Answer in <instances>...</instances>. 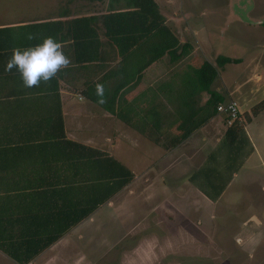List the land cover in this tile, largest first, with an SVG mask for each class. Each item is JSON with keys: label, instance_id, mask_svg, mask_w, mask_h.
Masks as SVG:
<instances>
[{"label": "crops", "instance_id": "obj_1", "mask_svg": "<svg viewBox=\"0 0 264 264\" xmlns=\"http://www.w3.org/2000/svg\"><path fill=\"white\" fill-rule=\"evenodd\" d=\"M105 9L98 1L85 0L59 5L46 17L0 22V264H57L61 260L52 255L59 252L62 258L63 247L72 238L119 213H126L131 220L127 232L144 231L147 235L155 229L154 235L159 236L156 228L182 227L181 220L174 223L169 217L168 222L157 214L168 200L161 193L162 186L167 187L171 203L193 191L194 196L201 195L206 213L187 215L185 220L193 221L192 235L203 232L202 245L208 251L221 250L223 264H264V154L250 130L245 133L247 147L242 139L243 126L264 113H252L264 95L254 101L242 88L230 91L244 105L234 130L226 115L215 113L208 103L211 92L198 88H141L142 80L136 87L122 90L120 95L128 94L125 105L106 98L103 104L94 101L84 86L100 78L107 68H116L120 60L104 33L101 15ZM93 14L99 16V27H93L94 36L98 31L99 47L93 61H87L76 52L67 21ZM51 19L60 20L56 39L71 65L49 83L25 88L15 68L5 71L6 62L13 46L35 44L39 33L33 28L35 22ZM28 34L35 39L28 40ZM102 42L104 56L99 54ZM82 61L84 74H78L73 66ZM112 85L114 80L109 81ZM172 89L180 101L168 95ZM211 89L220 92L224 101L230 99L224 88ZM172 122L175 130L168 129ZM184 122L188 125L181 129ZM177 137L183 141L172 147L170 142ZM226 138L236 142L237 155L225 149ZM242 149L236 167L235 162L226 168L213 166L215 159L221 162L239 157ZM102 153L133 173V179L119 191L106 175L125 172ZM198 175L203 185L197 183ZM233 192L238 200L225 198ZM240 202L245 207L241 212ZM95 205L98 207L88 217L68 230L70 222ZM231 210L236 213L230 215ZM56 235L62 237L35 253L47 238ZM212 258L218 261L217 255Z\"/></svg>", "mask_w": 264, "mask_h": 264}, {"label": "rangeland", "instance_id": "obj_2", "mask_svg": "<svg viewBox=\"0 0 264 264\" xmlns=\"http://www.w3.org/2000/svg\"><path fill=\"white\" fill-rule=\"evenodd\" d=\"M84 1L0 0V22L15 23L20 19H33L34 15L42 18L52 15L50 9L59 5L70 2L81 4ZM156 1L173 33L180 42H189L193 46V50L189 56L175 63H171L167 59L161 65L154 67L144 78L141 88H157L158 86L167 88L166 83L172 84L174 88H184L186 82L191 83L192 78L197 76L198 67L208 60L218 68L219 72L212 88H224L228 95L232 89L242 88L247 95H252L254 101L264 95V0H242L245 1L242 5L246 4V7L250 8V14L249 12H235L234 5H238L239 0ZM89 5L95 6L93 3ZM106 6L107 2L103 7ZM36 10L38 11L35 12ZM241 16H247V19H243ZM219 55L237 58L239 62L221 66L216 63ZM82 63L83 61L78 64L74 63L73 69L78 74H84ZM78 86L82 87V85ZM112 86L105 88V98L111 102L114 100L113 104L120 102V105H125L129 101L128 94L118 95ZM174 90L172 89L168 95L178 102L180 100L177 99ZM253 90L258 95L257 98L253 96ZM129 95L131 96V93ZM231 97L237 99L239 107L243 111L244 105L236 94L230 95ZM168 126L170 130L176 129L173 122ZM247 129L251 131L255 143L259 145L264 154V113L253 118L252 123H246L243 126L242 139L246 147L245 133ZM224 145L228 152L237 155V149L234 147L236 142L226 138ZM239 152V157L230 161L225 159L219 162V159H215L213 166L226 168L227 165L235 162L236 167L244 149ZM218 157L220 158V156ZM227 173H231L229 167H227ZM200 177L201 175H198L197 183L203 185ZM161 189H163L161 193L168 200H165V204H162L163 208H160L157 214L161 215L159 216L161 220L168 222H170L169 217L174 219V223L176 220H181L182 227L174 225L171 230L160 228V231L156 228L159 236L154 235L155 229H150L151 234L147 232V235L144 231L127 232L125 228H128L131 220L126 213H119L116 214V217L111 216L102 220L101 226L98 228L86 229L79 237L72 238L63 247L62 258L59 257V252H55L52 257L61 260L57 264H223L219 260V256L222 255L221 250L219 249L220 251L214 252V254L210 250L208 251L202 245L204 242L203 232H198V236L192 235L195 230L194 227H191L193 221L191 223L189 220H185L187 215L206 213V206L200 202L201 195L194 196L193 191L189 196L177 197L178 199L171 203L169 200L172 198L168 194L167 187L162 186ZM225 198L238 200L236 192L225 195ZM172 208L175 209L174 215L171 213ZM243 208H245L244 203L240 202L239 212ZM228 213L233 215L236 212L231 210ZM154 215L156 214L150 215V218ZM208 216H210V212H208ZM150 222H152L151 219ZM212 255H217L218 261H213Z\"/></svg>", "mask_w": 264, "mask_h": 264}, {"label": "trees", "instance_id": "obj_3", "mask_svg": "<svg viewBox=\"0 0 264 264\" xmlns=\"http://www.w3.org/2000/svg\"><path fill=\"white\" fill-rule=\"evenodd\" d=\"M93 1H98L103 6L107 2L105 12L101 15L103 27L105 28L104 33L109 38L112 46L116 47L120 56L119 64L116 68H107L100 78L84 86L87 89L84 90L94 101L98 102L97 96L92 94L96 83H102L104 88H109V81L114 80L115 85L112 88H118L117 92L120 95L124 88H134L139 85L154 67L161 65L165 60L168 59L171 63H175L191 54L193 46L189 42H180L167 25L163 11L156 0ZM98 18L97 14H93L91 16L71 18L67 21L70 38L73 39L76 52L79 56L87 57L85 58L87 61H93V54L98 52V31L96 29L95 36V31H93V27H99L96 24ZM33 26L39 32L35 43L41 42L49 32L52 33L53 37L57 38L56 33L61 29L60 20L55 21L52 19L37 21ZM90 30L93 33H89ZM104 52L102 42L99 54L104 56ZM103 61L105 62V60ZM237 62H239V59L231 56L219 55L216 59V63L221 66ZM196 74L197 76L194 79L192 78L191 83L189 81L185 83L184 88H198L201 91L211 92V98L208 103H212L216 113L218 104L225 100V97L220 92L211 89L219 74L218 68L210 61L205 60L196 70ZM166 86L167 88H174L170 83H166ZM185 105L189 106L188 102ZM261 110H264V99L252 108V113L257 115ZM236 124L237 122L231 126L232 130L235 129ZM187 125V122H184L180 127L185 129ZM182 141V137H177L170 144L175 147ZM157 142L162 143L160 140H157ZM102 156L115 161L121 170H124V175L120 172L106 175V177L110 178V183L116 184V191L121 190L133 179V173L114 157L105 153H102ZM97 207L98 205L92 206L91 209L84 212V215L70 222L68 230L80 223L85 217H88ZM68 230H64V233ZM61 237L62 235H56L47 238L45 243L40 245L35 253H41Z\"/></svg>", "mask_w": 264, "mask_h": 264}, {"label": "clouds", "instance_id": "obj_4", "mask_svg": "<svg viewBox=\"0 0 264 264\" xmlns=\"http://www.w3.org/2000/svg\"><path fill=\"white\" fill-rule=\"evenodd\" d=\"M27 39L31 41L35 37L28 34ZM70 65L71 59L65 54L62 43L49 35L35 44L13 46L5 65V71L11 72L15 68L23 86L32 88L39 87L41 82L49 83L62 69H67ZM94 94L98 98V103L106 102L105 88L102 83L95 84Z\"/></svg>", "mask_w": 264, "mask_h": 264}, {"label": "built area", "instance_id": "obj_5", "mask_svg": "<svg viewBox=\"0 0 264 264\" xmlns=\"http://www.w3.org/2000/svg\"><path fill=\"white\" fill-rule=\"evenodd\" d=\"M217 110L219 113L226 115L227 123L230 126L241 120V110L236 99L230 98L227 101L219 103Z\"/></svg>", "mask_w": 264, "mask_h": 264}, {"label": "flooded vegetation", "instance_id": "obj_6", "mask_svg": "<svg viewBox=\"0 0 264 264\" xmlns=\"http://www.w3.org/2000/svg\"><path fill=\"white\" fill-rule=\"evenodd\" d=\"M244 2L245 1L239 0V4L238 5H234L235 12H237V13H240V12L247 13V12H249V14H250V10H249L250 8H247L248 6L246 7V4L242 5Z\"/></svg>", "mask_w": 264, "mask_h": 264}, {"label": "water", "instance_id": "obj_7", "mask_svg": "<svg viewBox=\"0 0 264 264\" xmlns=\"http://www.w3.org/2000/svg\"><path fill=\"white\" fill-rule=\"evenodd\" d=\"M243 19H247V16L246 17H243V16H241ZM249 19V18H248Z\"/></svg>", "mask_w": 264, "mask_h": 264}]
</instances>
